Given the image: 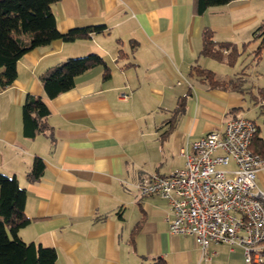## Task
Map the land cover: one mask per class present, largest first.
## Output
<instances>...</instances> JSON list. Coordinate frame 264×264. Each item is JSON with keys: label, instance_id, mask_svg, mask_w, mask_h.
Here are the masks:
<instances>
[{"label": "crops", "instance_id": "obj_1", "mask_svg": "<svg viewBox=\"0 0 264 264\" xmlns=\"http://www.w3.org/2000/svg\"><path fill=\"white\" fill-rule=\"evenodd\" d=\"M245 1L203 13L195 0L53 5L62 32L106 28L33 48L18 61L14 83L0 88V172L15 175L27 191L30 223L19 231L23 240L54 247L56 264H248L239 246L212 243L204 252L192 235L170 233L168 200L142 195L136 186L150 174L168 176L183 168L181 151L227 121L250 118L252 110L264 118V84L250 82L244 66L226 73L224 65L234 67L241 55L231 64L202 54L206 27L217 42L238 44L239 32L254 22L243 11ZM230 52L224 48L225 55ZM90 53L104 57L111 76L104 79L102 66L91 68L70 90L49 98L41 75ZM196 66L220 79H239L238 87L209 85L191 73ZM29 94L41 96L50 110L46 128L34 137L24 133L22 106ZM250 119L264 139L261 124ZM36 157L45 171L30 181ZM257 184L264 190V169Z\"/></svg>", "mask_w": 264, "mask_h": 264}, {"label": "trees", "instance_id": "obj_2", "mask_svg": "<svg viewBox=\"0 0 264 264\" xmlns=\"http://www.w3.org/2000/svg\"><path fill=\"white\" fill-rule=\"evenodd\" d=\"M61 0H0V88L12 85L18 74V61L30 50L50 44L56 39L72 42L79 38L88 37L92 32H101L104 24L83 28H73L62 32L53 10V5ZM199 13L210 7L229 4L236 0H195ZM255 38L260 44L255 52L259 57L264 49V21L256 29ZM224 48H231L227 55ZM202 54L226 60L233 64L242 54L236 44L217 42L214 32L206 27L203 30ZM102 66L104 79L111 76V69L103 56L90 53L80 57H70L46 70L40 77L41 84L51 99L70 90L75 79L87 70ZM201 76L209 85L238 87V80L220 79L215 72L194 67L191 72ZM264 96V93H263ZM264 111V104L260 105ZM50 110L41 96L29 94L22 106L24 133L34 137L44 131V119ZM251 148L254 152L264 156V139L258 131L253 139ZM45 171V162L36 157L32 169L28 173L30 181L41 178ZM27 191L22 188L15 175L0 172V264H56L58 253L54 247L41 243L26 242L19 235V231L30 223L25 213Z\"/></svg>", "mask_w": 264, "mask_h": 264}, {"label": "built area", "instance_id": "obj_3", "mask_svg": "<svg viewBox=\"0 0 264 264\" xmlns=\"http://www.w3.org/2000/svg\"><path fill=\"white\" fill-rule=\"evenodd\" d=\"M257 131L254 120L233 118L183 149V168L136 184L142 195L168 200L170 233L192 235L204 252L212 243L239 246L246 263L264 264V190L257 184L264 156L251 148Z\"/></svg>", "mask_w": 264, "mask_h": 264}, {"label": "rangeland", "instance_id": "obj_4", "mask_svg": "<svg viewBox=\"0 0 264 264\" xmlns=\"http://www.w3.org/2000/svg\"><path fill=\"white\" fill-rule=\"evenodd\" d=\"M245 2L249 3L243 11L250 18H254V22L242 29V32H239V42L238 48L242 50L243 54L239 58L237 64L230 68L228 65H224L226 67V73L234 75L236 73L241 72V67H245V71L247 73H252L250 77V82L254 80L255 84H264V49L262 50L260 56L258 57V66L256 65L257 60H254L256 49L260 44V40L256 39L254 36V32L256 29L263 23L264 21V0H246ZM217 63V62H216ZM221 70L223 65L220 66ZM248 116L250 118H255L258 123L261 124L264 130V118L259 115L257 111H251Z\"/></svg>", "mask_w": 264, "mask_h": 264}]
</instances>
